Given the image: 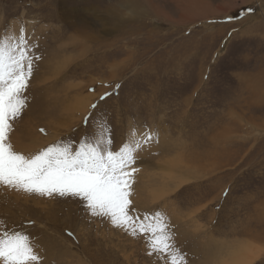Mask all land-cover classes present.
<instances>
[{
	"label": "rangeland",
	"instance_id": "obj_1",
	"mask_svg": "<svg viewBox=\"0 0 264 264\" xmlns=\"http://www.w3.org/2000/svg\"><path fill=\"white\" fill-rule=\"evenodd\" d=\"M21 26L41 59L15 151L78 144L99 102L113 150L132 126L158 133L137 153L132 206L164 214L189 264L238 246L264 264V0H0V35ZM0 221L28 233L43 264H156L143 237L71 199L0 187Z\"/></svg>",
	"mask_w": 264,
	"mask_h": 264
},
{
	"label": "snow or ice",
	"instance_id": "obj_2",
	"mask_svg": "<svg viewBox=\"0 0 264 264\" xmlns=\"http://www.w3.org/2000/svg\"><path fill=\"white\" fill-rule=\"evenodd\" d=\"M37 48L24 26L0 35V187L78 201L87 216L105 218L132 237H143L147 254L156 264H189L186 254L177 247L175 233L164 214L155 211L141 216L132 206L137 153L158 140V133L147 126L144 131L132 126L125 141L113 150L107 119L94 116L99 108L97 102L90 105L91 111L83 118L85 129L92 122L91 133L86 131L78 144L57 142L30 156L14 150L10 133L13 122L27 106L25 93L35 61L41 59ZM111 94L105 92L99 100L105 101ZM0 264L43 261L28 233L0 221Z\"/></svg>",
	"mask_w": 264,
	"mask_h": 264
},
{
	"label": "bare ground",
	"instance_id": "obj_3",
	"mask_svg": "<svg viewBox=\"0 0 264 264\" xmlns=\"http://www.w3.org/2000/svg\"><path fill=\"white\" fill-rule=\"evenodd\" d=\"M27 26V25H26ZM13 30V29H12ZM14 31V30H13ZM31 34V33H30ZM88 107V101H86V100H82V101H79L78 103H77V108L76 109H78V110H80V111H82V110H86V108ZM72 112H74L73 110H71ZM12 133V132H11ZM13 134V133H12ZM15 134V133H14ZM37 139H38V137H37ZM40 141V140H39ZM35 142H38V141H36V139H35ZM30 143V142H29ZM39 143V142H38ZM33 144V143H32ZM17 145H19V144H17ZM23 145V144H22ZM21 147V146H20ZM34 147H35V143H34ZM153 151V150H152ZM26 155V154H25ZM167 163V162H166ZM153 175V174H152ZM145 176V175H144ZM148 178V177H147ZM168 179V178H167ZM164 184V183H163ZM149 185V184H148ZM155 185V184H154ZM154 185H152V186H154ZM160 185H162V184H160ZM165 185V184H164ZM147 187V186H146ZM156 187H160V186H158V185H156ZM164 187V186H163ZM144 188V187H143ZM147 188H149V190L151 191V189H150V187H147ZM162 189V188H161ZM160 189V190H161ZM146 191H148L147 189H146ZM153 191H154V189H153ZM156 192V191H155ZM158 193L160 194V191H158ZM15 194V193H14ZM160 195H162V194H160ZM23 198V197H22ZM154 199V198H153ZM170 211H173V210H170ZM171 224V223H170ZM180 225H181V223H180ZM38 227V226H37ZM180 238V237H179ZM219 252V251H218ZM221 253H219V255H220ZM247 254H249V253H247V252H245V249L244 248H242V247H240V246H238V248H237V251L236 252H233V253H231L230 255H229V260L227 261V262H224V261H222V262H220L219 264H251L254 260H255V258L257 257H250V256H248ZM253 256V255H252ZM216 257V256H215Z\"/></svg>",
	"mask_w": 264,
	"mask_h": 264
}]
</instances>
